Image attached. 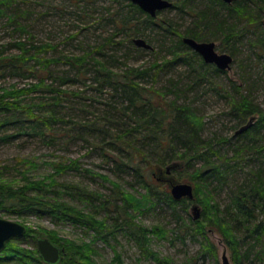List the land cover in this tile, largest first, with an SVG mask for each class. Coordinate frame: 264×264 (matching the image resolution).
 Segmentation results:
<instances>
[{"label":"trees","instance_id":"trees-1","mask_svg":"<svg viewBox=\"0 0 264 264\" xmlns=\"http://www.w3.org/2000/svg\"><path fill=\"white\" fill-rule=\"evenodd\" d=\"M97 1L64 0L54 9L60 16L75 14L71 8L80 9L81 3L85 6L82 11H96ZM113 1L118 3L115 10L106 6L108 17L99 20L113 22L115 32L103 38H85L74 46L76 51L65 53V48H58L78 40L75 34L60 42L52 36L44 40L32 34L22 38L20 34L30 31L29 23L38 19L36 11L15 0H0V18L15 23L19 12L24 17L14 29L20 36L0 43V77L31 79L0 94V131L8 125L16 129L0 133V142L22 134L61 146L82 142L90 152L100 155L116 178L82 167L78 158L53 161V172L43 179L24 176V183L0 180V211L46 215L53 221L79 225L91 231L94 240L106 243L121 231L135 241L152 264H171L169 257L160 256L151 247L152 238H167L168 230L161 225L146 226L136 219V213L165 206L176 223V238L184 242L187 237H202L203 255L217 258L216 247L207 235L212 229L223 237L233 264L253 258L264 264V110L251 97L250 90L257 88L258 80L255 82L248 74L254 61L262 65L264 72V0H206L198 4L197 0H171L172 5L154 17L130 0ZM172 11H177L179 20L190 18L186 27L170 14ZM165 12L170 13L158 17ZM54 27L59 31V26ZM118 33L124 36L115 38ZM141 35L147 37L151 49L133 43L132 39ZM184 36L219 41V48L229 52L233 61L243 46L250 59H241L242 82L214 84L213 77L226 71L205 62L184 43ZM7 49L12 52L5 53ZM145 51L150 53L149 63L129 62ZM175 68L183 70L176 73ZM149 78H163L165 90L149 85ZM205 84L212 85L227 102L224 114L235 121L230 137L217 130L205 134L203 114L194 104ZM31 92L34 95H29ZM93 93L104 98L99 100ZM168 93L173 96L168 98ZM251 117L253 122L237 132ZM20 161L30 162L23 158ZM182 165L185 172L179 170ZM157 168L178 172V180L184 178L193 185L194 200L200 207L198 218L187 214L190 199H174L154 177ZM68 170L100 177L110 186L101 192L58 181L55 176ZM125 176L130 179L124 180ZM123 182L133 190L123 187ZM135 185L143 192H136ZM61 190L76 193L87 210L60 199ZM223 190L226 196L216 199L215 195ZM37 234L27 227L23 236L7 241L0 251V264H46L36 247L20 244L23 237L30 236L36 246V239L43 236ZM45 237L63 248L57 264H99L87 243H60L50 231ZM115 256L121 257L119 253Z\"/></svg>","mask_w":264,"mask_h":264},{"label":"rangeland","instance_id":"rangeland-1","mask_svg":"<svg viewBox=\"0 0 264 264\" xmlns=\"http://www.w3.org/2000/svg\"><path fill=\"white\" fill-rule=\"evenodd\" d=\"M15 1L18 4L20 3L19 5L21 6L29 7V10L33 9L36 11L35 18L38 19H36V21L34 19L29 23L30 31L20 34L19 31L14 29L15 25H18V23L24 19V17H21L22 12H19L20 16H17L16 20L18 21H15V23H8V21H6L8 19L7 17L0 18V43L7 42L12 38H18L20 35L22 38H26L27 36L30 37L31 34L34 38L43 40L46 39L47 36H52L53 38H56L55 41L57 40L60 42L67 35L75 34L78 40H74L71 45H64V47L62 45H60L61 47L58 46L59 51L60 49L63 51L65 48L63 52L67 53L69 51H76L74 46L79 44L81 40H85V38H103L112 32H115V26L113 22L106 23L105 19L99 20L100 17H108V13L104 10L106 6H109L112 11L115 10L118 3L114 2L113 0H98L96 3V11L90 9H87L88 11H82L81 7L85 6L79 3L80 9L76 10L71 8V11L75 10V14L65 16H60L59 12L54 9L56 6L60 7L64 0H37V3L36 1L32 2L31 0ZM42 1L43 4L38 3ZM205 1L206 0H197L196 4ZM122 3L123 5L126 4L124 1ZM176 12L177 11H172L171 13L165 12V14L160 13L158 14V17L161 18L163 15L170 13L171 15L175 16L174 18L179 20ZM40 13H42V15L44 13L45 14L42 16L39 15ZM189 19L190 18H188V16H184V19L179 20V22H182L183 26L186 27ZM87 25L93 26L92 29L86 28ZM54 26H59V31H57ZM33 32L35 34H33ZM45 32H50V34L46 35ZM123 36L124 34L118 33L115 38H122ZM138 37H143L144 39L147 38L142 35ZM215 42L219 47V41L215 40ZM92 44L93 43H91V45ZM8 52H12V50L7 49L5 53ZM13 52L17 51L15 50ZM248 53L249 52L246 51L242 46L241 52L235 58L231 68L225 73H220L218 76L213 77L214 84H217L218 86H225L226 84H231L233 82L240 84L242 82L241 78L243 77V73L241 72L240 68L242 61L241 59H250ZM141 54V57H138V55L133 56L134 58L129 59V62L134 65H141L147 62L149 63V60L151 59L150 53L145 51ZM248 64L250 65V62ZM182 68H175V71L177 70L176 73L183 70ZM250 69L251 74L249 72V76L252 77L255 82L258 80L257 88L253 89L252 87L250 90L251 97L254 102L262 110H264V81L262 82V79L264 78L263 67L262 65L260 67L257 61H254ZM259 76H261V80H259ZM161 77L168 78V75H161ZM163 78H160L159 81H153L149 78L148 84L154 85L156 88L164 91V86H166L167 83L161 80ZM30 81V78L3 75L0 77V94L6 88H11L13 85L22 86ZM228 87H230V85H228ZM204 89L205 90L199 94L201 95L198 97L200 99L196 100L194 104L198 106L199 112L203 114V118L205 120V134H208L210 131L212 132L213 130H217L219 134L223 133L224 135L230 137L235 131V129L232 127L235 121L229 119L228 116L224 114L227 110L226 100L217 94L212 85L205 84ZM32 94L34 95L33 92H31L29 95ZM93 95L99 100L104 98V95H97L94 93ZM172 96V94H167L168 98ZM96 103L97 101H94L95 105ZM15 130L16 129L13 125H8L1 129L0 133L6 134L14 132ZM224 149L225 148H222V150ZM21 158L30 161V164L28 162H21ZM70 158H78L82 167L96 170L97 172L107 174L111 178L116 179L109 171L108 165L103 163L100 155L97 152H90L89 148H87V146L82 142L72 141L61 146L60 144H48L41 138L22 134L10 138L8 141L0 142V180L11 183H24V176L32 180H40L53 172V168L50 165L51 162L68 161ZM183 168L184 166L182 165L180 169H178L182 172ZM248 168L249 166L246 167L245 172ZM183 172L185 171L183 170ZM153 175L154 177H157L160 184L163 183V186L168 189L171 182H189L184 178L178 180L176 178V176H178V172H167L165 168L163 170L161 168H157ZM55 177H57L58 181L60 182L81 184L85 187L96 189L101 192H106L107 188L110 186L109 182L103 181L100 177L94 175L92 176L89 173H85L83 171L76 172L74 170H68L58 174ZM123 179L129 180L130 177L125 176ZM122 185L125 188L133 190V188H130L125 182H123ZM134 188H136V192H143V189H141L138 185H135ZM49 196L55 197V194L49 193ZM225 196L226 190H223L221 194H216L215 198L220 200ZM59 198L68 203L74 204L78 208L84 209V211L87 210L85 201L81 200V198L78 197L76 193L71 194L61 190ZM193 202L198 203L194 200V198L193 201L191 200V204ZM187 214L192 215L190 205L188 207ZM187 214L183 213V216L186 217ZM0 217L20 222L24 224L26 228L28 227L32 230L38 231V234L43 236H46L48 231L53 232L55 233L56 237L60 238V243H66L69 241L80 244L87 243L93 252V258L99 264H118L119 262H122V264H152L149 259L144 257L141 249L135 243V241L121 231L117 232L115 236L111 237L108 240V243H106L100 239L94 240L92 232L85 231L79 225H74L69 222L53 221L49 216L46 215L37 216L31 213L16 215L0 211ZM136 219L146 226L161 225L164 227V229L168 230L167 238L157 239L153 237L151 240V247L159 252L160 256L169 257L172 261L171 264H222L221 256L223 252L226 253L229 263L233 264L230 249L224 242L221 234L215 230L208 229L207 235L216 247L217 258L208 254L203 255V253H201L202 248L200 241L202 237H197L196 239L193 237H187L184 242H182L180 238H176L175 233L178 232V229H176V223L170 213V210L165 206L161 207L160 205H156L149 208L148 210H145L143 213H136ZM172 230H174V232ZM20 244L27 248L36 247L32 245L34 243H32V238L30 236L23 237V240ZM116 253H119L121 257L115 256ZM260 261L262 260L253 258L251 261L245 260L244 264H262Z\"/></svg>","mask_w":264,"mask_h":264},{"label":"water","instance_id":"water-1","mask_svg":"<svg viewBox=\"0 0 264 264\" xmlns=\"http://www.w3.org/2000/svg\"><path fill=\"white\" fill-rule=\"evenodd\" d=\"M137 4L141 10L148 13L150 16H156L158 11L169 8L172 5L171 0H130ZM226 3H231L234 0H223ZM184 43L195 50L205 62L214 63L219 69L226 70L231 67L232 56L225 52H217L214 41H198L192 37L184 36ZM133 43L145 49H151L152 46L143 37H135ZM253 117L249 118L248 122L241 126L237 132L246 129L252 122ZM169 172V168H166ZM171 182V181H170ZM170 193L174 199L186 197L193 200V185L190 182H171L169 186ZM192 216L194 219L199 217L200 207L193 202L191 205ZM26 226L20 222L0 217V251L5 247L6 242L23 236ZM37 251L42 260L48 264H57L62 256L63 248L52 242L48 237L42 236L36 239ZM222 264H230L225 252L221 256Z\"/></svg>","mask_w":264,"mask_h":264},{"label":"flooded vegetation","instance_id":"flooded-vegetation-1","mask_svg":"<svg viewBox=\"0 0 264 264\" xmlns=\"http://www.w3.org/2000/svg\"><path fill=\"white\" fill-rule=\"evenodd\" d=\"M189 37V36H188ZM198 41H214V40H198ZM215 42V41H214ZM215 45H216V50H217V52H219V47L217 46V44H216V42H215ZM195 51V50H194ZM224 51V50H223ZM223 51H221L220 50V52H223ZM196 52V51H195ZM203 59V58H202ZM234 61H233V59H232V62H231V65H232V63H233ZM210 64H213L216 68H218L214 63H210ZM231 68V67H230ZM229 68V69H230ZM229 69H226V70H221V69H219L218 68V70H220V71H227V70H229ZM36 249H37V246H36ZM39 254V253H38ZM46 263V262H45ZM46 264H48V263H46Z\"/></svg>","mask_w":264,"mask_h":264},{"label":"bare ground","instance_id":"bare-ground-1","mask_svg":"<svg viewBox=\"0 0 264 264\" xmlns=\"http://www.w3.org/2000/svg\"><path fill=\"white\" fill-rule=\"evenodd\" d=\"M133 39H134V38H133ZM133 39H132V40H133ZM189 47H190V46H189ZM190 48H191V47H190ZM215 49H216V45H215ZM219 49H220V48H219ZM220 50L223 51L222 49H220ZM223 52L230 54L229 52H227V51H225V50H224ZM230 55H231V54H230ZM231 56H232V55H231ZM232 59H233V56H232Z\"/></svg>","mask_w":264,"mask_h":264}]
</instances>
